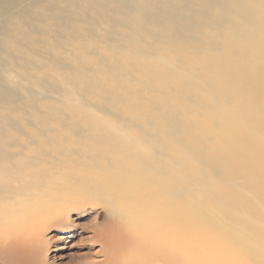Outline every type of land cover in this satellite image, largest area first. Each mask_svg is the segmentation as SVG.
Instances as JSON below:
<instances>
[{
  "label": "bare ground",
  "instance_id": "6f19581e",
  "mask_svg": "<svg viewBox=\"0 0 264 264\" xmlns=\"http://www.w3.org/2000/svg\"><path fill=\"white\" fill-rule=\"evenodd\" d=\"M57 1L52 8L62 24L68 17L63 14L76 5ZM122 1L140 2V16L158 21L166 46L149 41L143 45L157 49L159 57H169L163 62L167 68L177 61L205 72L206 81L217 89L225 88L226 82L233 84L238 116L218 115L222 130H213V89L195 92L192 100L188 78H178V71H165L162 81L174 84L179 95L175 100L165 96L154 100L159 105L151 118L166 122L158 128L162 133L158 155L130 151L108 162L109 153L101 150L96 169L79 175L78 185L91 186H86L88 196L98 186H107V193L123 186L124 192L120 195L117 189V198L108 204L112 211L93 226L91 236L97 246L92 257L83 255L74 264H184L191 257L188 262H176L174 255L184 257L193 251L200 256L193 258L201 259L199 264H264V140L244 127L254 124L264 134V39L256 33L260 28L252 24L257 18L264 23V0H207L200 7L193 0H151L155 11L147 9L145 0ZM102 3L107 6L106 1ZM117 22L130 25L124 15ZM14 38L0 46V68L6 63L9 71L29 81L34 77L32 71L40 72V77L59 71V62L51 63L57 46L47 34L40 46L36 36L19 33ZM15 58L21 61L17 64ZM148 76L144 73L143 79L148 81ZM150 80L165 90L162 81ZM4 85L0 74V264H48L44 233L68 229V215L75 207L70 201L74 198L71 188L62 187L64 182H75L71 179L74 164L61 162L58 156L61 146L68 147L62 138L70 128L60 126L50 103L41 104L36 98L19 100ZM195 106L204 110L197 135L210 142L202 154L206 174L196 170L195 158L173 151L169 143V137L183 129L172 126L174 115L170 118L168 112L183 107L187 119V112ZM109 168L112 178L105 171ZM236 178L252 191L254 199L234 188ZM127 198L129 202L124 201Z\"/></svg>",
  "mask_w": 264,
  "mask_h": 264
},
{
  "label": "rangeland",
  "instance_id": "374dc122",
  "mask_svg": "<svg viewBox=\"0 0 264 264\" xmlns=\"http://www.w3.org/2000/svg\"><path fill=\"white\" fill-rule=\"evenodd\" d=\"M66 1L73 2L76 8L71 7L69 12L64 13L63 16L68 17L62 20V24H58L52 8L53 3H58L57 0H0V46L8 41H14V37L19 33L38 37L39 46L47 34V39L49 41L53 39L57 46L51 63L59 62L57 67L59 71L52 75L40 77V72L32 71L34 77L29 81L9 71L6 63L0 68L4 86L14 91L16 95L14 98L19 100L36 98L41 104L50 103L57 111L56 116L59 119L56 121L61 127L70 128L67 130L68 134L62 138L68 147L61 146L58 156L61 162L68 161L74 164L71 179L75 182H64L62 187L68 191L71 188L74 198L70 201L75 207L68 215V229L65 231L48 229L44 233L49 246L46 255L48 264H74L83 255L89 254L92 257L91 253L97 246L91 236L93 226L102 223L106 215L112 211L110 205L112 200L117 198L118 190L120 195L124 192L123 186L114 187L112 188L114 192L108 193L107 186H98L96 190H92L94 193L88 196L86 186L90 189L91 186L78 185V181L82 179V176H79L81 173L89 168L96 169L95 165L100 159L97 154L101 150L109 153L108 162L117 158V154L126 155L130 151L153 157L158 155L156 150L162 143V133L158 128H163L166 122L151 118L153 108L159 105L154 100L163 96L175 100L179 95L174 84L162 81L163 76H166L163 75L165 71H178L180 73H177L178 78H181V75L188 78L190 83L188 94L192 95L190 97L192 100L195 92L206 88L213 89L211 101L214 102L212 105H216L211 123L213 130H222L218 115L231 114L234 118L238 116L234 105L236 87L233 84L226 82L225 88L217 89L206 81L205 72L177 61L167 68L163 62L168 61L169 57L166 59L159 57L157 49L143 45V42L149 41L165 47L166 42L160 36L158 21L150 22L140 16V2L125 4L122 0ZM103 1L107 2V6H101ZM145 1L147 9L155 11L157 7L153 9L151 0ZM193 1L195 7L209 3L207 0ZM88 2L95 9L87 8ZM107 13L111 17L107 16ZM122 15L130 25L118 24L117 20ZM252 24L260 28V32L256 33L264 39L263 21L257 18ZM15 61L18 64L21 60L15 58ZM250 61L244 60L247 64H250ZM159 64H163L161 69ZM144 73L151 75L148 76V81L143 79ZM81 75L84 79L80 78ZM151 77L156 82L162 81L165 90L153 85L150 82ZM219 96H224L225 100L220 101ZM203 111L201 106H195L187 112L186 119L183 107H177V110L172 108L168 112L170 118L174 115L170 123L183 130L169 137V143L173 151L181 152L182 156L195 158L196 170L206 174L208 167L202 154L210 142H203L205 140L197 135L199 131L197 125L202 119ZM184 125L190 127V130L185 129ZM91 126H101L106 130L94 132ZM244 127L252 136L264 140V134L254 124L247 123ZM171 164L175 165L174 162ZM105 171L111 178L114 177L111 168ZM214 171L218 174L220 169L216 167ZM91 182L92 180L88 183ZM232 185L234 188L239 187L240 192L254 199L252 191L250 192L241 180L233 179ZM124 201L129 202L130 199ZM261 231H264V228ZM60 236L64 238L60 239ZM179 256L182 255H174L176 262L177 259L188 262L189 257L191 261L184 264L201 262V259H193L200 258L194 251L185 254L184 257Z\"/></svg>",
  "mask_w": 264,
  "mask_h": 264
}]
</instances>
